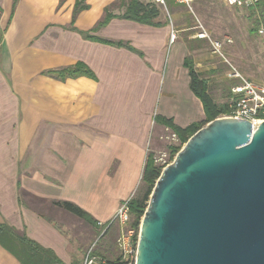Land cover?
<instances>
[{
  "label": "crops",
  "instance_id": "crops-1",
  "mask_svg": "<svg viewBox=\"0 0 264 264\" xmlns=\"http://www.w3.org/2000/svg\"><path fill=\"white\" fill-rule=\"evenodd\" d=\"M115 1L86 0L73 27L90 31ZM13 2L0 0V223L61 264H80L97 224L138 188L146 153L160 143L155 118L186 128L204 119V109L189 89L186 49L170 40L166 24L113 19L90 32L128 43L140 58L70 31L76 0ZM77 64L94 79L43 74ZM59 201L77 205L96 226L53 205ZM96 253L110 254L101 243ZM0 264L20 263L0 246Z\"/></svg>",
  "mask_w": 264,
  "mask_h": 264
},
{
  "label": "water",
  "instance_id": "water-1",
  "mask_svg": "<svg viewBox=\"0 0 264 264\" xmlns=\"http://www.w3.org/2000/svg\"><path fill=\"white\" fill-rule=\"evenodd\" d=\"M136 264H264V122L217 118L156 180Z\"/></svg>",
  "mask_w": 264,
  "mask_h": 264
},
{
  "label": "trees",
  "instance_id": "trees-1",
  "mask_svg": "<svg viewBox=\"0 0 264 264\" xmlns=\"http://www.w3.org/2000/svg\"><path fill=\"white\" fill-rule=\"evenodd\" d=\"M17 1L18 0H14L13 3L16 4ZM85 1L86 0H76L71 15V23L68 29L78 33L84 40L97 41L104 45L116 48H125L130 52L137 54L140 58L143 57L142 53L133 49L128 43L99 39L91 36L90 32L95 33L100 28L105 27L113 19L132 21L149 27H160L163 25V23L158 20L160 17L159 7H157L154 3H143L140 0H117L104 8V15L96 26H94L90 31H80L73 27V23L77 15L81 11L87 9ZM245 9L249 11L250 20L252 22V27L249 32L257 34L261 26L264 28V0H261L255 7ZM183 66L188 71L190 91L202 103L204 109V119L199 122H195L186 128H179L173 124L172 120L161 117L155 118L156 123L170 128L176 134L181 145L185 144L195 132L204 127L207 123L219 118L222 115H228L230 112L226 101H222L220 103L211 96L209 92L208 78H206L204 74L196 71L191 60L185 58ZM43 74L53 77L59 81H65L67 79H74L82 76L94 79V75L91 71L82 64H77L74 67L63 68L60 70L46 71ZM231 86V83L226 84L225 99L229 95ZM262 117H264V115ZM179 150L180 147L172 149V156H175ZM160 173L161 169L154 166L151 158L148 157L142 173V186L129 204V226L136 231L140 227L141 219L147 208L149 196ZM53 205L91 226H96L95 221L89 216V214L74 203L59 201L53 202ZM0 246L16 258L20 264H61L52 251L42 248L25 236H19L10 226L3 222L0 223ZM108 263L112 264L113 262L108 261ZM115 264L119 263L116 262Z\"/></svg>",
  "mask_w": 264,
  "mask_h": 264
},
{
  "label": "rangeland",
  "instance_id": "rangeland-1",
  "mask_svg": "<svg viewBox=\"0 0 264 264\" xmlns=\"http://www.w3.org/2000/svg\"><path fill=\"white\" fill-rule=\"evenodd\" d=\"M140 1L154 3V0ZM166 2L165 9L159 8L160 17L158 20L166 24L170 31L172 29L175 31L174 42H179L185 47L186 59L199 63L197 70L208 78L209 92L217 102L221 103L226 100L224 98L226 84L231 83L233 85L238 81L225 79V74L231 68L222 59L211 55L207 41L194 40V33L200 31L201 28L207 32L212 40L230 38L233 44L223 49L225 59L243 79L264 85V33L260 35L258 32L257 34L249 32L252 27L249 11L245 8L226 7L220 0H196L191 8L177 5L173 0H166ZM170 48L168 51H171L172 48ZM172 134L175 133L170 128L163 126L161 131L157 133L160 141L159 147L147 151L145 163L149 157L154 164V159L164 151L170 152V162L173 161L175 156H172V149L177 147L181 149L184 144L181 145L180 143L177 146L176 143L172 142ZM154 166L156 165L154 164ZM141 186L140 179L136 191L123 203L127 202L129 207L130 201L135 197ZM112 220L113 217L108 222L97 224L100 228L97 238L103 235L100 241L96 239L93 243L95 250L100 243L107 248L110 254L106 257L110 261H113L117 255L115 240L119 229L116 224L109 225Z\"/></svg>",
  "mask_w": 264,
  "mask_h": 264
},
{
  "label": "built area",
  "instance_id": "built-area-1",
  "mask_svg": "<svg viewBox=\"0 0 264 264\" xmlns=\"http://www.w3.org/2000/svg\"><path fill=\"white\" fill-rule=\"evenodd\" d=\"M196 0H173L177 5H183L186 8H191V5ZM226 7L230 8H249L257 6L261 0H220ZM154 4L159 8H166V0H154ZM264 29L261 27L258 30V34L262 35ZM194 39L200 41H207L210 46L211 55L220 58L229 69L225 74L227 80H237L238 83H234L230 87V92L226 98V103L230 110L228 115H222V117H228L232 119H240L249 121L253 128L258 127L264 122V85L255 83L250 80L243 79L242 76L235 71L229 62L223 55V49L226 46L233 44L232 40L225 37L223 40H212L207 32L201 28L200 31L194 33ZM175 39V31H170V40ZM167 131V130H166ZM171 141L176 143L177 146L180 142L175 134L171 135ZM170 152L164 151L158 157L154 159V164L161 171L167 167L170 162ZM130 213L128 203L125 202L116 210L113 220L109 223L116 224L118 226V234L115 240L116 258L112 261V264L116 262L119 264H136L137 248L139 239V229L136 231L129 226ZM103 235V234H102ZM96 238L100 241V238ZM118 259V260H117ZM107 258L97 255L95 245L92 244L86 251L80 264H109Z\"/></svg>",
  "mask_w": 264,
  "mask_h": 264
}]
</instances>
